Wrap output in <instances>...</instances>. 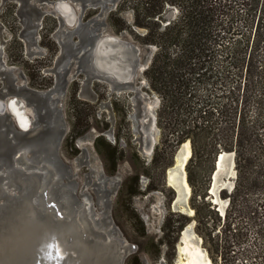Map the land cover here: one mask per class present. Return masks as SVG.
Here are the masks:
<instances>
[{
    "label": "rangeland",
    "instance_id": "obj_1",
    "mask_svg": "<svg viewBox=\"0 0 264 264\" xmlns=\"http://www.w3.org/2000/svg\"><path fill=\"white\" fill-rule=\"evenodd\" d=\"M32 1L46 13L42 20L37 18L33 10L23 8L24 0H0V89H7V82L16 87H31L24 64L26 62L41 67L40 74L52 80L51 96L60 111L65 134L60 144L59 159L53 163L42 159L36 161L35 155L28 150L23 154L25 162L29 163L27 165L21 157L15 158L14 154L10 156L4 147H0V173L8 176L6 186L1 185L0 180V217L9 216L12 207L19 203L22 196L30 194L36 188L42 190L37 187V177L31 174L34 171L45 172L39 171L37 167L46 165L54 169L57 177L55 183L49 182L46 176L42 178L48 187L46 190L48 202L60 197L66 206L65 212L71 209L79 210L83 202L89 203L99 231L107 233L110 237L115 236L114 239H120L127 248L135 247L128 252L123 264H176L180 258L178 248L183 243L182 237L186 228H191L190 237H196L200 241V247L209 257L211 264L224 262L264 264L263 133L262 137H256L259 138L256 141V151L250 156L251 163L242 171L239 170L235 150H222L215 158L206 152L201 159L193 163L189 159L185 165V172L190 187L187 202L192 213L174 209L172 205L178 195L176 189L168 184V171L175 167V158L182 144L188 141L192 151V143L190 138H186L175 148L163 145L164 132L158 124L161 98L151 89L145 75L146 70H136L133 77L123 79L131 81L132 86L121 89L104 79L94 78L88 81V73L79 66L83 48L77 55L69 56V49L75 50L79 46V30L85 26L92 34L101 36L96 39L97 42L104 36H113L136 47L135 58L142 65L149 66L158 48L143 43L142 38L148 30L134 24L132 9L118 14L119 5L123 0L115 2L87 0L89 8L83 13L82 0H29ZM57 2L70 8L74 15L72 23L67 22L63 14V17L59 18L53 5ZM133 5L132 2L126 4L127 7ZM218 5H220L218 20L220 19L224 25L221 35L216 40L215 55L216 60L221 62L231 49L228 45L231 46L235 39H242V44H238L239 48L246 45L248 39L250 52L258 17L264 14V0H218ZM10 7L14 8L15 22L11 21L9 16H3L4 11ZM178 15V7L168 4L159 20L160 30L166 28L165 26ZM114 17L120 19L121 22L118 23L126 27L119 31L111 21ZM59 19H62L61 22ZM79 19L83 26L78 24ZM34 23L36 26L32 27ZM52 26L55 28L49 32ZM15 40L23 44V64L10 62L7 48L10 44L14 45ZM48 42L55 43L57 47V53L51 60L50 49L43 45ZM66 42L70 44L69 48L63 46ZM234 45L233 48L238 47ZM261 49L262 51L256 52L254 56L255 60L258 58L263 63L264 57L258 55L264 51V48ZM135 58L133 56L131 59ZM55 69L59 71L58 76L54 72ZM230 72L233 82L231 81L227 87H236L241 83L240 93H244V98H247V119L252 122L256 116L255 106L259 91L253 89V82L244 72L239 75L236 66L230 69ZM65 79L67 84L63 89L61 85ZM206 88L205 91L201 88L202 93L212 92L215 99L221 98L219 96L223 88L215 85L212 87L208 85ZM131 90L136 91V97ZM74 91L78 100L91 106V110L80 113V117L88 116L84 121L88 127L84 130L81 127H73L74 113L69 101ZM10 98H17L22 102L30 118L35 119L33 105L22 96L9 91L7 96L3 99L0 97V100L7 103ZM150 113H153L155 120L156 128L153 130L149 125L152 117ZM9 118L17 128L15 119L12 116ZM217 131L218 129L212 131L208 137L205 136V140L198 142L212 143L214 140L222 142L223 137L217 135ZM149 135L156 137V144L148 154L144 149L150 144ZM193 136L197 139V136ZM98 137H103L104 145L97 146ZM107 144L116 148L115 164L109 158L111 151L105 147ZM207 150H210V146ZM220 153L234 154V156L231 154L233 158L230 163L228 157L222 163L223 170H228L230 168L228 165L233 163L231 171L234 174L227 175V180L222 178L225 181L218 183L220 186L227 182L229 186H221L217 193L211 194L215 160ZM10 157L13 158V162L10 161ZM225 164L228 166L226 169ZM240 174L246 179L241 180ZM189 176L192 183L189 182ZM229 176L231 178H228ZM242 182L243 192L240 196L234 195L237 185ZM223 187L227 188L220 190ZM241 199H244V202L238 201ZM5 201L8 203L4 206ZM233 201L240 205H248L244 215L240 212V216L235 215L234 208L233 213L230 212ZM220 203L223 211L220 209ZM249 207L253 209L252 212L249 211ZM230 214V220L236 223L235 228L243 234V238L233 242L231 238L227 239L222 229ZM220 254H223L222 261H219ZM214 258H217V261Z\"/></svg>",
    "mask_w": 264,
    "mask_h": 264
},
{
    "label": "trees",
    "instance_id": "obj_2",
    "mask_svg": "<svg viewBox=\"0 0 264 264\" xmlns=\"http://www.w3.org/2000/svg\"><path fill=\"white\" fill-rule=\"evenodd\" d=\"M128 2L134 5L127 7ZM217 2L218 0H123L119 5L118 14L132 9L135 17L134 24L148 30L142 38L143 43L152 44L158 48L145 75L151 89L161 98L158 124L164 132L163 145L175 148L186 138H190L192 163L201 159L206 152L215 158L222 150H235L238 167L242 171L251 163L250 156L256 151V141L262 137V133L264 135V62L261 63L258 58L255 60L254 56L256 52L259 53L258 51L261 52V48H264V14L258 17L250 52H248L250 42L248 39L242 48L238 45L242 44V39H235L231 46L228 45L231 49L227 56L219 62L216 60L217 46L215 44L222 33L224 24L220 22V19L218 20L220 5L217 6ZM168 4L176 5L179 15L167 24L166 28L160 30L159 20ZM13 12L14 8L10 7L4 11L3 16H9L11 21L15 22ZM111 21L119 31L126 27L118 23L121 22L120 19L114 17ZM54 28L52 26L49 32H52ZM43 45L50 49L49 59L51 60L57 53L55 43L48 42ZM233 45L238 47L233 48ZM7 53L12 64L24 63L22 42L15 40L14 45L10 44L7 48ZM258 55L264 57V51ZM24 65L32 86L41 89L51 86L52 80L40 74L41 67L26 62ZM234 66L239 75L244 72L245 76L253 82V89L259 91L255 106L256 116L252 122L247 119V98H244V93H240L241 83L236 87H227L233 79L230 69ZM250 81L248 82L251 83ZM208 85L223 88L220 99H215L212 92L202 93L201 88L205 91ZM69 105L74 113L73 127L86 129L88 124H84V121L88 116L80 117V113L91 110V106L78 100L76 91L72 93ZM216 129H218L217 135H222L223 141L200 142V145L198 140H205V136L208 137ZM257 130L262 132L259 133ZM192 135L197 136V139ZM257 136H259L258 139H256ZM96 142L97 146L104 145L103 137H98ZM208 146L210 150H207ZM105 147L111 151L109 158L115 164L116 148L109 144ZM240 179L245 180L246 177L240 174ZM189 182L192 183L190 176ZM243 187V182L238 184L234 195L240 196ZM243 200L238 201L244 202ZM230 206V212L233 213L234 208L235 215L239 212L244 215L248 208V205H240L235 201ZM250 208L249 211L252 212L253 209ZM227 217L228 220L222 227L227 239L231 238L233 242L243 238L242 232L235 228L236 223L230 220L231 214ZM215 259L217 261V258ZM222 259L223 254H220L219 261Z\"/></svg>",
    "mask_w": 264,
    "mask_h": 264
},
{
    "label": "water",
    "instance_id": "obj_3",
    "mask_svg": "<svg viewBox=\"0 0 264 264\" xmlns=\"http://www.w3.org/2000/svg\"><path fill=\"white\" fill-rule=\"evenodd\" d=\"M96 1L99 2L103 0ZM115 1L116 0H112V2ZM59 4L60 2L53 4L54 11L59 14V18H62L63 16L58 9ZM87 8H89L88 1L82 0V13ZM17 13H19V9L17 10ZM45 15L46 13L42 12L40 19L42 20V17ZM59 20L61 22L62 19ZM80 23L81 19L78 21V24ZM99 38H101V36L99 37L98 34H95L88 47L83 51V53H85V62L87 64L86 71L88 73V81H91L94 78H99L108 80L112 84H114L117 80L128 82V79H123L133 77L137 67L140 71L146 70L148 68V64L142 65L140 63L136 65V47L131 46L129 43L122 42L116 37L104 36L99 41H118L122 44L124 51L128 54L126 58V60L129 61L128 72L124 75V78H116V76H111L106 72L103 74L95 72L93 57L97 47L96 39ZM133 56L135 59H131ZM54 72L55 74L59 73L57 70ZM7 94V92L0 93L1 99L5 98ZM15 94L17 96L20 95L19 93ZM28 95L21 96L27 101H41L45 99V97L48 95V92L33 91V93ZM12 104L18 105L19 109H21L22 113L27 117L29 122L28 126H20L25 130L21 131L20 134L27 135L31 132L29 128L31 125H33L34 121L27 114L23 103L17 98L8 99L7 103H5L3 100H0V121H2L4 117L8 118L12 116L18 125L16 116L11 111ZM64 133L65 130L62 132V136ZM180 149L178 150L177 154L180 152ZM22 151L24 153L27 151V149L25 148ZM217 158L215 160L214 173L217 171ZM11 160L13 162V158L10 157V161ZM12 162H10V168L13 167ZM37 169L39 171L45 170L43 173L34 171V173L31 174L37 177V187H40L42 190H37L36 188L30 194L22 196L19 203L12 207L9 216L0 217V264H88L87 257L82 254L78 246L75 245L76 241L84 242L96 252L98 264H123L128 252L133 250L135 247L133 246L131 248H127L125 245H123L120 239H114L115 236L110 237V235L107 233L99 231L97 228V220L94 217L89 203L83 202L81 209H71L70 211L65 212L64 208H66V206L60 197L52 199L50 202H48L46 191L48 187L42 178L46 176L49 182L55 183L57 177L55 176L54 169L49 168L48 166L44 165L42 167H37ZM25 174L28 175L27 173ZM222 178L227 180L226 171L220 173V178L218 179L219 182L225 181V179L222 180ZM228 178L231 177L229 176ZM0 180L1 185L6 186L8 184L7 174L0 173ZM19 188L22 189L20 186ZM225 188L227 187H223L220 190ZM6 203L8 202L5 201L4 206ZM186 204L189 207L188 202ZM47 227L52 228L51 232L46 230ZM61 227L64 229L62 235H60L58 231ZM71 227L76 228V231L73 233V235L69 231H66V229H70ZM188 229L189 228H186L184 231ZM44 244L45 248L48 247L47 252L44 250ZM120 248H123V250L121 251Z\"/></svg>",
    "mask_w": 264,
    "mask_h": 264
},
{
    "label": "bare ground",
    "instance_id": "obj_4",
    "mask_svg": "<svg viewBox=\"0 0 264 264\" xmlns=\"http://www.w3.org/2000/svg\"><path fill=\"white\" fill-rule=\"evenodd\" d=\"M58 9L60 13L64 15L66 21L69 23H72L74 19V15L72 11L70 10V8L67 5L61 4L60 2V4L58 5ZM124 54H125L124 48L122 47V44L120 42L118 41H114V42L113 41L111 42L98 41L97 47L95 50L94 69L96 71H101L103 73L106 72L114 77L119 76L120 78L122 77L124 78V75L128 72V64H129V61L126 60L127 56ZM11 111L16 116L19 126L21 127L28 126L29 122L27 120V117L22 113L21 109H19L18 105L12 104ZM152 114L153 113H150V115ZM146 120H148V117L146 118ZM149 125H150V128L153 130L155 127V120L153 118V115L152 117H150ZM155 144H156V137L150 136V144L149 146L145 147L144 149L145 153H148V154L151 153L153 146ZM191 156L192 155H191L190 145H189V142L187 141L182 144L180 152L176 156L175 167L173 169H170L167 175V181H168L169 186H172L173 188H175L177 191V195H178V198L175 200V202L172 205L173 208L178 211L187 212V213H192V210L186 204L187 199L190 195V187L186 180L185 165L187 164V161L190 159ZM218 156L219 157L217 158L218 159L217 171H215L213 175V186L211 188V193L213 194L217 193V190L221 186H226L229 184L225 182V183H222L220 186H218V183H220L218 180L220 178V173L226 171L227 175L234 174L231 171L233 167V163L228 165L230 167L228 168V170H223L222 168V163H224V160L226 161L228 157L229 163H230V160H232L233 156L231 154H226V153H223V154L220 153ZM224 166H225V169L228 167L226 166V164ZM220 209L221 211H223L222 203H220ZM51 229L52 228L47 227L46 230L51 232ZM58 231H59V234L62 235L64 232V229H62L61 227ZM66 231L67 232L69 231L73 235V233L76 231V228L71 227L70 229H66ZM190 236H191V228L184 231V234L182 237L183 243L178 248L180 258L178 259L176 264H211L209 257L200 247V243H199L200 241L197 240L196 237H190ZM75 245L78 246L82 254H84L87 257V259L91 262V264H98L97 259H96V252L91 247H89L84 242H77V241L75 242ZM44 248H45V244H44ZM44 250L47 252L48 247H46Z\"/></svg>",
    "mask_w": 264,
    "mask_h": 264
},
{
    "label": "flooded vegetation",
    "instance_id": "obj_5",
    "mask_svg": "<svg viewBox=\"0 0 264 264\" xmlns=\"http://www.w3.org/2000/svg\"><path fill=\"white\" fill-rule=\"evenodd\" d=\"M33 12H35L37 18H40L41 13L43 11H41V9L37 7L33 9ZM80 24L83 26L82 22ZM34 26H36V23L32 24V27ZM94 35L95 34H92L89 30H86L85 26L84 28L81 27L79 30V39H80L79 46L76 47L75 49L76 52L74 49L70 48L69 56L77 55L81 48H83V51H84V49L88 47L89 43L93 39ZM63 46L66 48H69L70 44L66 42ZM124 53H125L124 55L128 56V54L125 51ZM94 57H95V52H94ZM94 57H93V60H94ZM140 63L141 62L139 60H136V65ZM79 66L82 70L86 71L87 64L85 62V53L83 52L81 55ZM137 71H139L138 67H137ZM95 72L103 74V72L101 71L95 70ZM56 75L58 76L59 73ZM116 78H120V77L116 76ZM29 84H30V80H29ZM66 84H67V81L65 79L62 82L61 88L65 89ZM113 85L115 87L124 89V88H129V86H132V82L131 81L123 82L121 80H117ZM30 86L31 87H27V86L16 87L14 84L7 82V89L5 90L0 89V93H3V92L9 93L10 91L13 93H19L20 94L19 96L21 95L27 96L28 94L33 93V91H39L38 89H41V88L32 86L31 84ZM50 87H48L49 89L46 88L48 89L47 91H42V92H48V95L45 97V99L41 101H31V100L28 101L33 105V108H34L33 111L35 112V119H32L34 123L29 128L31 130L30 133H28L27 135L20 134L21 131H25V130L21 128L20 126H18L17 123H16L17 128H15L9 117L8 118L4 117L3 120L0 121V147H4L5 150L8 151V154L10 156L11 154L12 155L14 154L16 155L15 158L21 157L22 161L25 162V159L23 158L24 153L22 150L26 148L27 151L29 150L32 154L35 155L34 159L36 161L42 159L44 161H49L53 163L54 160L57 161L59 159L60 144L65 134L64 133L62 136V132L63 130H65V128L63 126L64 125L63 120L60 116V111L55 105V103L53 102L54 98H52L51 96L52 89ZM131 92L134 93L133 95L134 97H136V94H137L136 91L131 90ZM39 154H41V156H39ZM25 163L29 165V163L27 162ZM32 166H35V165H32ZM87 261H88V264H91L89 260Z\"/></svg>",
    "mask_w": 264,
    "mask_h": 264
},
{
    "label": "crops",
    "instance_id": "obj_6",
    "mask_svg": "<svg viewBox=\"0 0 264 264\" xmlns=\"http://www.w3.org/2000/svg\"><path fill=\"white\" fill-rule=\"evenodd\" d=\"M37 7L39 6L35 3V1L29 2V0H26L25 3L23 4V8H27L29 10H33Z\"/></svg>",
    "mask_w": 264,
    "mask_h": 264
}]
</instances>
